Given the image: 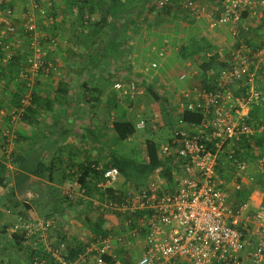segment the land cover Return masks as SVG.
<instances>
[{
    "label": "built area",
    "instance_id": "built-area-1",
    "mask_svg": "<svg viewBox=\"0 0 264 264\" xmlns=\"http://www.w3.org/2000/svg\"><path fill=\"white\" fill-rule=\"evenodd\" d=\"M158 1L162 7H176L184 14L204 10L197 0ZM44 3L0 0V50L6 46L3 38L18 32V10L24 32L28 36L39 32L36 12L50 9L53 0ZM254 4L255 0H225L216 7V18L228 26L234 40L225 58L227 65L213 74L211 89L200 83V87L190 84L187 90L175 91L169 107L173 135L170 142L159 147L160 156L175 159L171 180L163 179L159 184L146 179L142 187L128 190L121 199L96 205L97 213L104 212L107 220L112 214L128 216L126 225L136 212L144 213L138 226L122 237V244L129 243V239H143L139 256L129 262L115 258L111 234H91L86 241L72 245L56 236L54 217L16 216L1 237L17 236L23 247L21 258L28 264H106L103 256H109L111 264H264V203L250 212L247 203L234 204L229 196L230 187L239 191L246 185L249 168L264 173V150L257 153L251 165L234 148V143L242 138L264 137V48L253 50L238 40L242 14L251 11ZM49 40L54 49L57 41ZM3 55L4 61L13 59L11 53ZM44 62L40 51L29 48L18 78L30 88ZM189 74H179L178 81L186 82L196 76ZM138 80L130 78L125 85L115 82L113 90L118 97L124 91L125 97L133 101L142 93ZM20 102L22 106L29 104L26 99ZM253 111H257L256 117L252 116ZM184 112L199 115V124L184 123ZM145 126L141 119L135 124L137 129ZM219 171H225V176L220 177ZM103 177L104 182L97 187L115 184L119 172L112 168ZM66 197L67 205L76 201L72 192ZM76 248L78 252L73 255Z\"/></svg>",
    "mask_w": 264,
    "mask_h": 264
},
{
    "label": "crops",
    "instance_id": "crops-1",
    "mask_svg": "<svg viewBox=\"0 0 264 264\" xmlns=\"http://www.w3.org/2000/svg\"><path fill=\"white\" fill-rule=\"evenodd\" d=\"M207 1L210 5L213 3V0ZM258 1L255 0L254 8L247 11L242 21L241 31L245 39H241V42L251 47L261 46L260 43L264 42V7ZM39 2L45 4L44 0ZM119 2L117 6V0H53L50 9L36 12L39 32L32 36H28L21 28V12L17 11L18 32L14 39L17 38L15 42L19 44L18 49L11 61H4L0 55L1 77L8 83L14 81L15 89L14 92L2 89L1 93H7V96L25 94L22 81H15L12 71H18L26 57L23 53L27 55L28 48L40 51L45 62L54 64L59 72L44 76L46 81H43L42 75L39 77L40 82L36 83L38 96L49 103L44 104L40 100L38 105L26 107L28 109L22 107L10 121L5 119L18 109L10 102L0 104V162L6 165L9 172L8 178L0 181V225L7 224L9 218L14 219L18 210L31 217L53 216L56 220V236L70 244H80L83 240L80 234L85 230L83 224L88 223L86 218H96L87 209L96 206L99 200L97 193L92 197L83 195L79 166L91 161L101 167L105 162L102 155L104 134L108 131V139L113 140V116L106 110L104 99L108 96L117 97L120 105L124 104L125 107L122 102L124 91L118 97V93L113 90V83L130 78L157 80L148 86L151 85L157 91L171 90L172 86H167L166 82V65L170 60L180 64L177 75L183 72L197 74L198 70L192 66L204 57L199 59V52H204V55L219 54L222 58L227 57L232 49L231 45L227 48L226 42H219V33L211 29H203L207 30L204 37V33L198 30V19L192 21L198 12L184 14L175 7H162L158 0ZM102 16H106L105 25H100ZM186 31L190 35L185 41ZM173 33L178 34L176 47H170L175 37ZM50 35L59 42L58 49L51 53L48 43L44 42ZM7 39L3 38L5 45L12 42ZM222 40L225 41L224 38ZM187 41L195 45V51L182 52ZM76 79L78 83L74 82ZM192 82L195 83L188 81L187 84ZM59 83L67 86L65 98L55 96ZM84 83L102 91L100 103L92 106L83 102ZM142 86L145 89L146 84ZM106 112L109 114L108 122L103 118ZM5 134L8 137H4L6 141H3ZM12 159L15 163L11 162ZM38 164H43L49 170L38 171L41 175L36 176L37 171L33 170ZM21 166L27 168L22 170ZM150 179L159 184L163 180L156 175ZM120 185L121 176L112 187L120 189ZM123 185L126 191L136 188L132 182ZM68 192L75 195L74 211L71 209L74 205L68 209L64 203ZM250 199L246 203L248 211L252 212L262 201L255 195ZM27 207L29 209L26 210ZM110 219L107 220V227L112 231L113 256L125 262L135 259L143 248L142 240L129 239V243L122 244L123 234L130 229L124 224L125 217L112 214Z\"/></svg>",
    "mask_w": 264,
    "mask_h": 264
},
{
    "label": "trees",
    "instance_id": "trees-1",
    "mask_svg": "<svg viewBox=\"0 0 264 264\" xmlns=\"http://www.w3.org/2000/svg\"><path fill=\"white\" fill-rule=\"evenodd\" d=\"M113 1L115 2V0ZM223 1L225 0H213V5H215V7H219ZM119 5H120V2L119 0H117V6ZM246 14L247 13L244 12L242 14V18H245ZM216 17H217V12H216ZM106 21H107L106 16H102L100 25H105ZM49 37H51V35L47 36V38ZM241 39L243 40L245 39L242 33L239 35L238 40H241ZM263 43L264 42L260 43L261 46H257V47L250 46V47L253 50H259V49H262ZM205 56L206 55H204V58ZM207 56H208L207 58L202 59L201 61L198 62V66H197L198 73L196 74L195 78L198 79V81L205 88L211 89L210 84L212 83L213 74L218 72L219 69L224 68L227 65L226 63L227 59H225L227 57L225 56L221 58L219 54L211 55V53L208 54ZM22 64H24V61L22 62ZM48 65L49 64H47L46 62L43 63L42 69L39 71V73L34 79L36 80V83L40 82L39 80L40 76L50 75L48 73H50L51 67H48ZM46 68H48V71L45 70ZM0 77H1V73H0ZM127 80L123 79L121 81L126 82ZM20 81H22L23 89L28 88L26 81H24L23 79H20ZM138 82L140 83L139 86H142L144 84L143 80H138ZM263 82H264V79H263ZM148 85L145 86V91L150 93L152 97L154 98V100L160 104V109H161L160 111H162V114L164 115L165 120L167 119L165 123L168 125H171V121L169 119V114H170L169 107L172 106V99L174 97V94H176L175 91H177V88L175 86H172L171 90L164 92V90L155 91V89H153L151 85L150 86ZM36 88L37 87H34L32 89V86L28 88L31 90L30 103L28 106L32 104L38 105L40 103V100L43 101L44 104L49 103L50 101L48 102V100H45V98H41L38 96V93L36 92ZM57 90L58 91H55V96L58 95L59 99L66 97L67 95L66 84L59 83ZM82 96H83L82 97L83 102L94 106L97 103H100V100L102 98V91H100L96 87H91L89 84L84 83L82 85ZM58 97L56 98L58 99ZM21 100L22 99L18 100L17 102L16 100H14L16 102L15 104H13L14 108L16 107L15 109H18V110L16 112L13 111L12 114L10 113L9 116L5 119L6 121L12 120L13 116L19 113L20 109L22 108L21 107L22 105L20 102ZM128 101L130 102V104L134 102V100L132 101L129 99ZM75 102H78V100ZM104 106L106 110L110 114H112L111 116H113L112 128H111L113 140L122 142V141L129 139L135 133L136 127H135L133 120L128 118L127 112L121 109L120 101L118 100V98L117 97L111 98V96L106 97L104 99ZM26 109L24 110L26 111ZM25 111H24V114L26 113ZM252 116L256 117L257 111H253ZM181 118L184 123L189 124V125L199 124L201 120V117L199 115L187 113V112H184ZM89 131L90 129H88V132ZM4 137H8L7 134L3 135L2 137V140L5 139L6 141V138ZM168 142H170V139ZM144 148H145V159L141 161L132 160V159H123L121 157L116 156L115 154L111 153L108 150V154H107L108 158L105 159V162L103 163L101 167L98 166V163H93L91 161L87 162L85 165L84 164L80 165L79 171H82L81 177H80V183H81V187L83 190V195H86L87 197H92L94 196V193H97L98 194L97 200H99V203H102V202H108L110 200L121 199L122 196L125 195L127 192L126 190H123L122 188L124 186L123 184H125L126 182H132L134 187H136L135 190L143 186L146 179H150L154 175H156L157 177L161 179H166L167 182H169L172 178L171 169L175 167V165L172 164L173 161L175 160L174 157L173 156H170V157L160 156L159 147L157 146L155 142L149 139L145 140ZM234 148L236 149V152L238 155H240L243 159H246L247 161L250 162L251 165H253V162H254V159L256 158L257 153L264 150V137L260 136L258 138H251V139L242 138L240 142L234 143ZM11 162L15 163L14 159H12ZM21 168L22 170H25L27 167L21 166ZM112 168H116L119 172V177L121 176L122 185H120L121 186L120 189H114L112 186L97 187L99 183L104 182V177H103L104 172ZM48 170L49 169L45 167L43 164H38L33 171H37L35 172V174L36 176H39L41 175V173L38 171H48ZM251 170H253V168H251ZM8 173L9 172H8L6 165L0 162V181L6 180L8 178L6 177ZM219 175L220 177L225 176V171H219ZM254 181H251L250 185H244L241 190L237 191V193L240 194L242 192L243 194L247 196L246 199H240L239 203L241 204L246 203V201L249 199L248 196H252V195H255L261 198L262 204L264 203V173H258L256 182ZM66 200H67V197L64 198V203L66 205V208L69 209L74 204V207L71 209H76L75 208L76 201L72 205H67ZM27 209H29V207H27L26 210ZM87 210L92 212L93 217H96L95 220H91L89 217L86 218V221L89 224L90 232L92 234H97V235H102V236H107L108 234H112L111 229L107 227L109 221H107V219L104 218V215H103L104 212L97 213L98 210L96 206L89 207ZM16 216L21 217V218L29 217L27 213H25L24 211H20V210L16 211ZM134 216L135 217L131 221V223L129 225L127 224V226H129L130 229L136 228L138 226V219L143 218L144 213L136 212ZM128 218H129L128 216L125 217V220H127ZM10 225L9 223L8 225H4V226L0 225V234H6L7 229H9ZM8 239L12 242V247L10 250L11 254L16 256L17 259L18 258L21 259V256H19V252L23 250V247L20 245V241L18 240L17 236L13 235L12 238L8 237ZM142 242H143V239H142ZM76 249H77L76 251L72 250L73 255L78 252V248ZM102 260L106 264L112 263V260L109 256H103ZM23 262L25 264H28L26 259H24ZM0 264L2 263L0 262Z\"/></svg>",
    "mask_w": 264,
    "mask_h": 264
},
{
    "label": "rangeland",
    "instance_id": "rangeland-1",
    "mask_svg": "<svg viewBox=\"0 0 264 264\" xmlns=\"http://www.w3.org/2000/svg\"><path fill=\"white\" fill-rule=\"evenodd\" d=\"M197 1H199L201 3V5L204 7V10L202 12L198 11V14L196 15V17H194V18L190 17V18H192L193 22L197 21V19H198V22H199L198 23L199 24L198 30L199 31L201 30V32L204 33V37H206V33H207L206 31L207 30L205 31L203 29H206V28L208 30L211 29L214 33L220 34V35L217 34L218 39H220V40H218L219 42H226V46L228 49H229L230 45L232 47V43L234 42V40L230 36L228 26L224 23L219 22L218 19L216 18V12H215L216 7H215V5H213V3L210 5V3L207 0H206L207 2L204 0H197ZM258 2L260 3L261 7H264L262 5L264 0H260ZM186 33L187 34L185 36V41L187 39L186 37L190 35L189 31H186ZM198 33H199L198 34L199 35V41H201L200 40L201 34H200V32H198ZM173 35L175 37H173V44H171L170 47H176L177 46L175 43L178 40V37H177L178 34L173 33L172 36ZM7 38H8L7 40H12V42L6 43V46L3 47L4 51H3V49L0 50V55H2V57H4L3 53L5 52V53H11L14 57L16 54V51L18 49L17 46L19 45L18 43L15 42L16 41L15 39H17V38L14 39V35L8 36ZM49 38H53L57 41V43H59L58 39L56 37L54 38L53 36H51ZM49 38L46 37L47 40L44 42L48 43L49 50L51 53L52 50L55 51L56 49H58V44L53 49L52 46H50ZM222 38H224L225 41L222 40ZM185 46L186 47L183 48V50H185V51H182V52L191 53V52L195 51V47H194L195 45L190 44V41H187ZM190 46H192V47H190ZM28 50H29V48H28ZM19 53H21L20 50H19ZM23 55L27 56L28 53H27V55H25V53H23ZM203 56H204V52H199V59L202 58ZM205 58H206V56H205ZM205 58L203 57L202 59H205ZM197 63L193 64V66H192V67H194V70L197 69V66H198ZM148 64H150V63H148ZM166 66L168 67L167 76H166V82H168L167 86H170V85L175 86L177 88V90L180 92L187 90L191 86L190 84H187L188 81L179 82L178 78L175 77L179 73L178 72V68L180 66L179 62H177L176 60H173V61L170 60ZM48 67H51L50 73H48V74L59 72V68L58 67L55 68L54 64L48 65ZM57 69H58V71H57ZM12 72L15 74V76H14L15 81H20V79L18 78V71H15V72L12 71ZM44 76H46V75H43V77H42L43 81H46L47 78H45ZM77 80L78 79L74 80V82H77ZM189 81H194L195 83L192 82L191 84H195L196 86L200 87V82L198 81V79H196V78H194L193 80L189 79ZM143 82L146 85H148V84L152 85L153 83H156L157 80H155V81L154 80H147V81L143 80ZM13 83H14V81L12 83H8L2 77H0V104H6V103L10 102V104L13 105L20 99H26L30 103L31 90L28 88L24 89L25 94H22L21 96L20 95H17V96L9 95V96H7L8 95L7 93L6 94L1 93L2 89L3 90L10 89L11 92H14L13 89H15V86ZM77 83H76V85H77ZM124 85H125V83H124ZM8 86H10V87H8ZM34 87H36V80L33 81L32 89ZM139 88L142 91V93H141V95H139L135 98L133 103L130 104L127 97H125V95H124V97H122V102L125 103V107H124V104H123V106L122 105H120V106H121V109H122V107L125 108L127 115H128V118L133 120L134 124H136L141 119V120H144L146 122V127L144 129H137L136 128L135 133L129 139L122 141V142L116 141V140L110 141L108 139V136L110 135L109 132L108 131L105 132L106 135L104 134L105 137H104L103 152H102L104 160L107 157L108 150L111 153H113L116 156L121 157L123 159H132V160H140V161L144 160L145 159V148H144L145 140H147V139L152 140L153 142H155L157 144L158 147H161L163 145H166L168 143L169 139L173 135V123H172V121H171V125H168L165 123V121H167V119L165 120V117L162 114V111H160L161 110L160 104L154 100V98L152 97V95L150 93L145 91L143 86H140ZM155 91H157V89H155ZM165 91H168V90H164V92ZM14 100H16V102ZM21 107H27V105L21 106ZM13 118H14V116H13ZM103 118H105V120H104L105 122L106 121L108 122L109 121V114L107 112L103 113ZM257 175H258L257 171H253L250 168V170H248L246 173V181H248V184H246V185H250V182L254 181V179H255L254 182H256ZM229 190H230L229 196L231 197V201L234 204L236 202L239 203L240 199H246L247 198V196L245 194H243L242 192L240 194L237 193V191L233 190L232 187H230ZM248 197H249V199L246 202L251 201L250 198L252 196H248ZM74 210H76V209H73V211ZM15 216H16V214H15ZM14 219H15V217H14ZM14 219L9 218L8 221L6 222L7 224H2V225L3 226L8 225V223L10 225L12 220H14ZM108 220H110V217L108 218ZM83 225H84L85 230H82L84 232H81L82 234H80V233L79 234L81 235L80 239H83L84 241H86L92 233L90 232L88 223L87 224L84 223ZM124 229L126 230V227H124ZM1 235H6V234H0V251H1L0 252V262L2 264H25L23 262V260H24L23 258L17 259L16 256L11 254L10 250L12 247V242L8 239V237H5L3 239L1 237Z\"/></svg>",
    "mask_w": 264,
    "mask_h": 264
}]
</instances>
